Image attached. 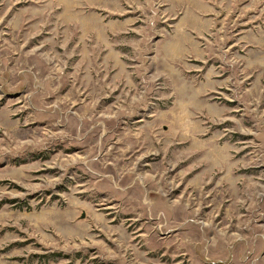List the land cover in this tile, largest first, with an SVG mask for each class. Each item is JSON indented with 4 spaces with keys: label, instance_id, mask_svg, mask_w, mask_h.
I'll use <instances>...</instances> for the list:
<instances>
[{
    "label": "rangeland",
    "instance_id": "rangeland-1",
    "mask_svg": "<svg viewBox=\"0 0 264 264\" xmlns=\"http://www.w3.org/2000/svg\"><path fill=\"white\" fill-rule=\"evenodd\" d=\"M0 264H264V0H0Z\"/></svg>",
    "mask_w": 264,
    "mask_h": 264
},
{
    "label": "water",
    "instance_id": "water-1",
    "mask_svg": "<svg viewBox=\"0 0 264 264\" xmlns=\"http://www.w3.org/2000/svg\"><path fill=\"white\" fill-rule=\"evenodd\" d=\"M82 217H84V214L82 215Z\"/></svg>",
    "mask_w": 264,
    "mask_h": 264
}]
</instances>
